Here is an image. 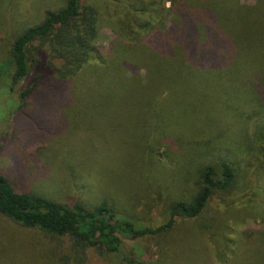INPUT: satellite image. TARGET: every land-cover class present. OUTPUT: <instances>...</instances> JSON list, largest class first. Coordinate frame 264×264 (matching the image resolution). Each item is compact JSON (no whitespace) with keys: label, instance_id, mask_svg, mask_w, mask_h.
Masks as SVG:
<instances>
[{"label":"trees","instance_id":"16d2710c","mask_svg":"<svg viewBox=\"0 0 264 264\" xmlns=\"http://www.w3.org/2000/svg\"><path fill=\"white\" fill-rule=\"evenodd\" d=\"M108 7L120 10L124 17L120 21L111 17ZM104 20L115 26V39L106 51L95 46ZM172 32L182 36L183 42L177 47L174 37L168 38L171 57L174 51L179 55L178 62L165 67L171 73H160L156 62H129V55L143 44ZM9 54L10 69L0 64V89L6 77L10 88L29 80L18 96L24 103L44 86L52 91L66 86V91H59L61 97L70 95V104H60L67 103L65 110L85 109L79 100L92 90L85 92L87 75L105 82L94 85L93 108L100 109L110 107L115 98L131 100L133 91H140L143 84L155 89L149 94L157 102L162 96L176 95L182 76L200 75L212 80L180 91L186 100L172 105L173 110L181 111L180 125L166 118L168 125L156 114L150 123H136L133 149L141 155L137 161L142 163L143 177L132 176L124 200L117 201L108 188L109 193L100 190L89 174L72 166L60 175L58 183L65 179L80 195L73 202L61 201V185L41 181L38 173L41 168L48 169L44 149L36 155L39 165L14 171L19 177L0 171V225L14 228L4 236L0 227V264H85L89 249L111 256L117 264H158L128 256L122 239L166 234L177 220L199 218L212 200L221 209L215 218L259 222L242 233L236 247L239 254L235 259L249 261L251 247L264 234V186L260 185L264 179V0L251 5L240 0H65L59 10H44L37 23L12 34ZM238 59L246 62L248 73L253 75L242 88L227 72ZM137 71L143 75H132ZM148 78L152 80L148 82ZM143 99L128 106L152 105L144 104ZM77 126L75 121L70 134L81 131ZM145 128L148 132L142 130ZM214 147L227 149L231 158L226 154L218 157L216 164L200 165L189 199L164 204L161 222L153 224L151 205L145 198L149 185L144 186V182L160 171L169 174L164 161L175 162L172 168L195 165L207 149ZM148 168L155 174L147 173ZM22 180L36 185L23 188L17 184ZM167 182H171L170 176ZM145 209L147 218L139 214ZM18 229L38 231L51 242L65 238L67 246L63 249L49 243L44 247L50 248L42 249L21 238L15 231ZM256 257L258 264H264V255Z\"/></svg>","mask_w":264,"mask_h":264},{"label":"rangeland","instance_id":"374dc122","mask_svg":"<svg viewBox=\"0 0 264 264\" xmlns=\"http://www.w3.org/2000/svg\"><path fill=\"white\" fill-rule=\"evenodd\" d=\"M240 1L243 4L251 5L258 0ZM64 3L65 0H1L0 21H4L5 26H2L3 28L0 30V64H6L10 69L9 51L12 34L37 23L44 10H59L64 6ZM109 9L110 16L118 21L124 17V13H121L120 10ZM105 21H101L99 25L98 39L95 43V46L99 49L102 48L103 51H106L115 39V26L113 27L111 23ZM165 34L148 41L139 50L131 53L128 57L129 62L135 63L140 59L149 63L156 62L159 65L160 73H171L165 67L170 62H178L179 55L174 51L171 57L169 51L171 47L169 40L171 39L168 38L173 36L174 43L178 47L181 46L183 37L174 35L173 32ZM53 63L56 66L60 65L56 61ZM248 71L246 62L238 59L228 68L227 72L229 78L236 79L235 81L242 88L251 80L250 77H253ZM138 74L143 75V72L132 73L134 76ZM163 77L165 78L166 75ZM170 79L172 78L170 77ZM85 80L87 82L85 92L92 89L79 100L84 102L85 109L73 110L70 108L65 110V105L71 103L70 95L65 94L61 97L59 91L62 89L66 91V86L57 91H52L53 89L50 87L44 86L43 90H40L42 92L34 93L24 103H21L18 99L19 92L29 84V80L20 83L19 87L10 88L8 77H6V82L0 89V171L18 175L14 171L19 170L20 167L27 169L37 165V160L40 162V159L36 155L41 149H44L48 169L46 171L45 168L38 170L41 181H47L49 185L60 184V182L58 183L60 175H64L70 167L78 166L92 177V181L100 190L108 192L110 189L117 201H121L128 189H131L132 176L143 177L142 163L137 161L141 155L140 153L135 154L133 149V145L137 142L136 123L140 121L150 123L154 117L153 114H156L166 124H168L166 118H172L171 121L175 126L180 125L178 123L182 118L181 111L172 109L174 103L181 104L186 100L180 95V91L190 90L194 83L199 88L201 85L198 83L206 82L208 84L212 78L208 79L200 75L188 78L182 76L178 81L182 87L177 90L176 95L162 96L157 102L155 97L151 98L149 94V92H155V89H150L147 84H143L140 91H133L135 95L131 100L127 101L126 96L123 100L115 98L110 107L101 109L100 107L93 108L95 101L92 100L95 99L94 92L97 90L94 85L98 82V86H103L105 82L98 81L100 79H94L88 75ZM151 80L152 78H148V82ZM73 83L71 82V84ZM161 88L162 84L158 86L157 93ZM115 95H117V90H115ZM143 96V103L152 105L148 107L128 106V103L135 104ZM66 101L69 102L60 106L61 102ZM75 121L78 123L77 128H81V131L70 134L71 126ZM65 123L70 126L68 127ZM142 130L148 132L147 128ZM226 151L228 150L222 147L209 148L195 165L185 164L182 167L172 168L175 166V162L164 161L168 165L169 174L160 171L155 175V178L144 182V186L149 185L147 189L149 195L147 194L145 198L151 205L149 216L151 222L155 225L161 222L162 216L165 214L164 204L168 205L174 200H188L190 194L195 190L198 167L202 164H216L218 157L223 158L226 154L231 158ZM16 161L17 163H15ZM245 168L242 165V169ZM147 173L155 174L152 168H148ZM169 176L171 182H167ZM17 184L28 189H33V186L36 185L28 180H22V183ZM60 185L62 189L58 191V199L63 202L77 200L80 195L77 189L70 188L69 182L65 179ZM260 185L264 186V179L260 181ZM56 189L54 188L52 191ZM158 194L163 196H158ZM127 203L133 204V202ZM147 210L145 209L144 212L139 210L140 216L147 218ZM218 210L220 212L221 209L216 207L215 201L212 200L199 218L177 220L176 226L166 234L137 240L123 238V251L135 259L158 264H258L260 260L256 255H264V234L260 242L251 247L249 261L243 258L235 259V256L236 253L239 254L236 247H239L242 233L259 225V222L232 217L229 219L224 217L225 220H221L215 218ZM0 227L3 228L4 236L14 229L4 228L2 225ZM15 231L19 232L21 238L36 243L37 247L45 250L50 246L63 249L67 246L65 238L60 239L59 242H51L38 231L22 229ZM49 243L51 244L49 247H44ZM85 264L117 263L111 256H103L96 250L89 249L85 253Z\"/></svg>","mask_w":264,"mask_h":264}]
</instances>
